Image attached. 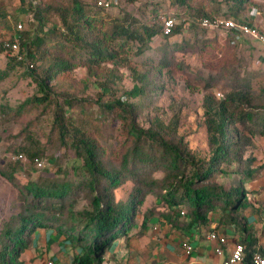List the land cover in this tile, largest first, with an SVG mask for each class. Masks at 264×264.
<instances>
[{"label": "trees", "instance_id": "1", "mask_svg": "<svg viewBox=\"0 0 264 264\" xmlns=\"http://www.w3.org/2000/svg\"><path fill=\"white\" fill-rule=\"evenodd\" d=\"M32 1L29 0L28 4L34 33L17 27L14 33L2 41L0 52L5 51L6 42H12L16 36L20 37L21 53L25 60L12 57L7 66L11 68L21 65L34 76L39 92L27 99V103L51 107L55 102L52 120L59 132L60 141L63 142L66 136L70 138V144L81 160L87 178H48L27 185L30 201L25 209L6 221L0 232L2 241L9 240L7 244H1L0 264H25L21 255L30 249L32 235L39 227L55 229L65 236L67 242L81 249L75 254L72 264H103L105 253L114 241L128 237L135 220L141 215V206L154 189H160L159 193L166 204L161 211L147 210L143 215L144 223L147 217L156 214L175 219V222L181 221L187 227H194L206 225L210 220V212L219 211L222 215L221 223L234 225L244 233L240 243L245 247L247 264H251L250 257L255 251L264 254L257 247L254 234L249 232L246 220L239 215L246 204L244 182L252 174L251 150L255 137H264V113L256 114L249 109L254 107L264 111V92H259L263 99L257 103L252 81L236 76L233 78L234 83L229 84L230 89H226L223 99L217 100L213 85H207L203 104L211 152L207 160L195 158L191 153L184 155L178 145L148 134V131L128 119L131 110L127 111L129 105L124 106L126 96L113 102H100V96L98 103L101 114L94 118L91 112L86 114L85 110H82L84 115L80 117L66 115L67 109L62 105L67 99L63 103L56 100L55 93L49 87L48 81L53 80L55 74L69 72L80 65L87 66L88 72H93V65L121 58L120 52L130 42L136 44L135 52L140 56L150 50L154 37L163 35L170 38L185 30L178 27L171 35H164L163 26L159 22L153 25L142 24L129 17H124L123 21L115 19L105 27L103 19L92 11L91 6L79 0H74L72 6L43 5L42 1L37 4ZM188 1L174 0L177 5L175 15L241 17L253 5V0H201L198 6L191 7ZM156 6H160L158 1ZM53 16L58 18V22L54 21ZM193 28L201 29L192 25L187 30ZM225 36V43L230 47H236L247 40L237 41L230 32ZM207 44L208 40L203 41L202 47ZM43 63L46 66L39 73L36 69ZM129 68L133 79L139 82L141 76L138 70L131 65ZM103 90L108 91L107 85L103 86ZM146 92L136 84L128 93L142 102L147 98ZM154 94L155 91L151 93ZM106 116L120 118L123 127L129 128L126 151L119 158L120 161L109 165L105 161V150L100 145L102 129L98 124ZM248 122L251 125L247 129L240 127ZM151 123L158 130L167 129L176 134L180 119L174 115L166 123V118L160 115L151 119ZM17 152L32 161L41 155L32 146L20 147ZM244 161L241 173L237 170L236 175L231 177L233 183L229 188L212 179L215 173H229L223 167L224 164L241 167ZM158 169L162 176L154 181L149 180V175ZM128 180L133 182L132 188L126 196L117 198L116 189ZM80 188L87 190L91 196V208L79 212L78 219L81 222L70 221L74 214L66 215L63 219V213L68 208L66 203L80 192Z\"/></svg>", "mask_w": 264, "mask_h": 264}, {"label": "rangeland", "instance_id": "2", "mask_svg": "<svg viewBox=\"0 0 264 264\" xmlns=\"http://www.w3.org/2000/svg\"><path fill=\"white\" fill-rule=\"evenodd\" d=\"M38 1H42L43 5L72 6L74 0L32 2L37 4ZM79 1L91 6L92 11L103 19L105 27L115 19L123 21L124 17L136 19L142 24L153 25L159 22L163 26V18L175 15L177 7L174 0H119L110 7L100 5L98 0ZM157 1L160 6H156ZM28 2L29 0H0V47L2 41L16 31L19 23L24 25V29L34 33L35 27L30 24L32 17ZM188 3L191 7H196L201 0H189ZM253 8H257L264 15V0H253V5L247 10ZM53 18L58 22L57 17ZM48 26H51L50 22ZM225 35L223 30L207 31L194 28L170 38L160 35L152 39L150 50L140 56L135 52L136 44L130 42L120 52L121 58H116L114 62L95 64L93 72H88L87 66L83 65L69 72H59L53 80L48 81L49 87L52 93H55L56 100L63 103L67 99L62 106L67 109L66 115L75 117L84 115L82 110H85L86 114L91 112L93 118L99 116L100 96V102H113L126 96L124 106L129 105L127 111L131 110L128 119L148 131V134L178 145L184 155L191 153L195 158L207 160L211 155L203 113L207 85H213L217 100L223 99L226 89H230L229 84L234 83L233 78L239 76L241 79L252 81L257 103L263 99L259 92H264V64L258 62L262 46L257 41L247 39L236 47H230L225 43ZM205 40H208V44L202 47ZM11 58L7 52H0V232L6 221L25 209L30 201L27 185L48 178H87L82 162L70 144V138L66 136L63 142L60 141L59 132L52 120L55 102L51 107H38L32 102L27 103V99L39 92V87L34 76L23 66H7ZM129 65L138 70L141 76L139 82L133 79ZM45 66L46 63H43L36 71L41 73ZM136 84L147 90V98L142 102L128 93ZM104 85L108 87L107 92L103 90ZM153 91L156 94L151 95ZM249 110L256 114L264 113L262 109L257 110L254 107ZM160 115L166 118V123L174 115L179 117V131L172 134L167 129L158 130L152 127L151 119ZM98 124L102 129L100 145L105 150L106 164L117 163L127 149L129 128L123 127L120 118L111 116L105 120L100 119ZM250 125L251 122H248L245 126H239L247 129ZM25 146H32L40 151V158L32 161L23 157L16 161L17 151ZM244 166L245 161L241 167L224 164L223 167L229 173H215L212 179L229 188L233 183L231 177L236 175L237 170L241 173L240 170H243ZM159 170L148 174L149 180L154 181L162 176ZM132 185L131 180L120 185L115 191L116 197L126 196ZM79 191L66 203L68 208L63 213V219L66 215L74 214L70 221L81 222L78 219L79 212L91 208V196L87 190L80 188ZM159 191L160 189H154V192L147 196L141 206V215L147 213V210L156 212L164 209L166 203ZM136 221L138 219L135 223ZM34 234L35 232L32 242L35 235L39 236L38 233ZM8 241H2L0 235V252L3 249L1 244H7ZM59 242L63 244L60 245ZM31 245L32 249L21 255L25 264H43L44 261V264H55L58 256L68 264V259L72 260L81 250L67 242L64 235L50 238L46 247L48 254L43 252L44 246ZM62 247L66 250H62ZM34 250L36 254L33 253ZM66 253L70 254L67 259ZM109 253L108 249L105 254Z\"/></svg>", "mask_w": 264, "mask_h": 264}, {"label": "crops", "instance_id": "3", "mask_svg": "<svg viewBox=\"0 0 264 264\" xmlns=\"http://www.w3.org/2000/svg\"><path fill=\"white\" fill-rule=\"evenodd\" d=\"M251 152L253 156V162L250 165L252 174L244 182L247 198L239 215L246 220L249 232L254 234L257 239V247L264 252L263 136L255 137ZM221 217L219 211H211L210 220L206 225L187 227L182 225L181 221L175 222V219L171 220L156 214L147 217L144 223V216L141 215L127 238L120 237L114 241L116 244L113 243L109 248L110 253L105 254L103 264H221L244 237V233L234 225L221 223ZM212 232L227 238L221 257L216 254L218 242L209 238ZM37 233L38 237L35 235ZM35 234L31 246H44L45 254H48L46 247L50 243V238L63 237V234L58 233L55 229L45 227L37 228ZM187 245L194 247L190 254L187 253ZM36 250L38 251V249ZM36 250L33 251L34 254H36ZM62 250L66 249L62 247ZM66 254L68 255L67 259L70 254ZM68 260V264H72L73 259ZM64 262L63 258L58 256L55 264H65L66 262Z\"/></svg>", "mask_w": 264, "mask_h": 264}, {"label": "built area", "instance_id": "4", "mask_svg": "<svg viewBox=\"0 0 264 264\" xmlns=\"http://www.w3.org/2000/svg\"><path fill=\"white\" fill-rule=\"evenodd\" d=\"M117 2L118 0L98 1V3L104 7H110ZM192 25L198 26L203 30H223L226 34L230 32L237 41H243L245 38L257 41L262 46L258 62L264 64V15L257 8L249 10L241 17H237L236 15L213 17L197 15L168 16L163 18L162 31L164 35H171L178 27L187 30ZM17 26L19 29H23L22 23H19ZM4 47L5 52L10 56L16 57L18 60H25L24 55L21 53V39L19 36H16L12 42H6ZM219 94L222 95L221 93ZM16 157L15 159L21 160L24 155L18 154ZM182 214L184 213L182 212ZM209 238L218 242L219 246L216 248V254L221 257L227 238L216 232L210 233ZM186 248L189 254L192 253L194 249L192 245H187ZM250 262L251 264H264V254L260 251H255L250 257ZM221 264H247L244 245L238 243Z\"/></svg>", "mask_w": 264, "mask_h": 264}, {"label": "clouds", "instance_id": "5", "mask_svg": "<svg viewBox=\"0 0 264 264\" xmlns=\"http://www.w3.org/2000/svg\"><path fill=\"white\" fill-rule=\"evenodd\" d=\"M184 214H185V212L184 211H182ZM182 212H181V214H182ZM184 214H182V215H184ZM49 264H54L53 262H50Z\"/></svg>", "mask_w": 264, "mask_h": 264}]
</instances>
